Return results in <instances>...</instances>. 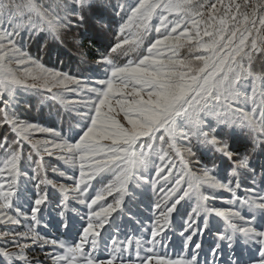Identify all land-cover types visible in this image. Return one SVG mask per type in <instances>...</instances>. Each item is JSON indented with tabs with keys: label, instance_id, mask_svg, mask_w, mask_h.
<instances>
[{
	"label": "snow or ice",
	"instance_id": "snow-or-ice-1",
	"mask_svg": "<svg viewBox=\"0 0 264 264\" xmlns=\"http://www.w3.org/2000/svg\"><path fill=\"white\" fill-rule=\"evenodd\" d=\"M109 11L116 15L125 13L111 53L126 45L139 48L150 31L154 30L157 37L138 61L116 65L111 58L101 57L98 62L110 66L109 75L98 81L102 88L88 89L96 98L91 101L89 111L78 113L85 118L80 132L73 134L69 125L68 138L64 139L58 131L18 118L14 108L19 90L27 92L41 87L52 93V99L63 102L60 93L53 92L54 88L67 91L71 84L77 86L72 89L77 91L83 87L80 78L45 66L39 55H29L25 43L38 40L39 50L43 51L49 40L60 38L63 29L83 25L86 14L101 27H107L111 23ZM184 48L191 55L181 56L180 51ZM257 54L264 56V0H136L131 5L112 4L111 0H50L48 4L37 0H0V125H8L15 134L11 139L5 136L0 140L3 150L0 153V223H20L21 213L16 201L22 195L18 178L22 175L20 162L24 142L29 143L37 155H41V147L49 156L56 155L53 149L58 150L59 160L78 168V178L75 175L66 178L75 182L73 190L77 193V202L89 210L87 226L75 246L41 238L31 227L26 232H5L3 235L19 236L40 246L50 243L62 248L63 254L54 257L59 264H77V258H80L79 264H114L128 251L132 239L127 238L125 243L111 234L105 239L101 230L107 233L105 226L114 225L113 213L118 210L123 213L126 196L135 198V191L129 189L130 182L136 187L149 185L155 189L156 178L167 182L173 175L176 163L163 147L167 144L180 157V168L174 186L166 190L161 185L159 191L165 193L164 199L168 201L184 184L187 188L175 201L164 204V210L159 212L163 220L157 219L151 229L152 239L147 243L153 247L159 243L156 237L169 223L176 205L193 193L197 198V206L192 210L194 214L215 212L226 221L227 228L218 235L221 241H227L229 249H233L230 264H264V163L256 166L262 177L260 187L246 189L256 194L245 199L236 198L250 213L245 217L239 211L207 206V201L215 198L212 193L218 189L231 191L235 197L231 182L226 184L206 167L199 173L189 169L176 144L178 138L197 137L201 144L230 158L232 153L227 143H221L214 135L223 125L228 130L247 129L253 141L252 151L257 150L258 137H264V73L254 71L252 66ZM82 103L87 105V101ZM248 104L250 111L245 107ZM121 114L124 122L118 119ZM210 117L215 119V127L209 125L206 132L204 127ZM35 132L48 133L59 139L33 142L32 133ZM157 140L161 142L158 151L153 147ZM152 157H158L160 163L155 164ZM28 159H32L31 155ZM34 164V171L39 175L43 169L42 155ZM137 168L148 173L143 176V183L134 173ZM165 168L167 174L161 175ZM151 169H154L155 178ZM240 169L246 170L244 180L255 185L257 171L249 164L247 155L236 162L230 170L231 176L239 177ZM53 171L59 172V169ZM105 173L112 176L106 184L102 175ZM59 174L66 175L64 172ZM97 177L101 179L97 180ZM93 180L103 186L90 195ZM40 183L47 184L48 181L41 180ZM240 186L238 179L236 188ZM58 188L67 195V185L60 184ZM109 196H113L112 202L102 203ZM47 200V191L36 193L30 208L33 222H40L38 214L42 213V206H47ZM155 208L160 209L161 204L157 203ZM4 210H11L15 215ZM59 215L64 216V211ZM129 215L134 214L129 210ZM63 226L67 228L68 224L65 222ZM204 226L207 227V220ZM195 234L185 238V247ZM237 234L241 238L239 243L255 246V253L247 259L235 252ZM101 240L106 247L109 243L112 245L110 258L97 260L93 253ZM14 243L22 249L28 246L26 242ZM86 243L90 245L89 252H85ZM135 243V254L139 257L141 242L137 239ZM194 249H201V244L195 243ZM209 255L212 264H222L218 260L223 255L220 244L211 248ZM0 256L8 264L14 258L26 261L23 252L14 254L0 249ZM198 256L199 253L193 251L189 260L157 259L156 264H200ZM118 264L135 262H125L121 258ZM140 264H151V258L141 259ZM204 264H208L207 258Z\"/></svg>",
	"mask_w": 264,
	"mask_h": 264
},
{
	"label": "trees",
	"instance_id": "trees-1",
	"mask_svg": "<svg viewBox=\"0 0 264 264\" xmlns=\"http://www.w3.org/2000/svg\"><path fill=\"white\" fill-rule=\"evenodd\" d=\"M135 2L136 0H111L112 4L122 3L124 5H131ZM86 15L87 19L83 25H74L71 29H63L61 31L60 38L56 40H49L45 50L40 51L38 40H34L30 43H25L24 47L26 51L29 53V55L34 57L39 55L42 57V61L44 63L53 68L66 72L67 74L76 75L78 77H86L90 75H99L101 73L99 69L95 68L98 64V60H101V57H109L112 59L114 64L121 63V65L128 60H137L145 53L146 47L149 45V43L154 41V39L157 37V34L154 30L150 31L146 36H144L143 43L139 48L131 46L133 49L132 53L125 52L126 48L124 47L123 49L118 50L115 53L116 55H112L110 48L118 40L116 39L118 36L116 34V29L122 23L121 17L125 16V13L120 12L118 15H116L109 11V19L111 20V23L107 27H101L96 23L95 20L91 18L90 14ZM155 22L156 21L154 19L153 23ZM5 27H7V25H5ZM180 54L181 56L191 55L187 48L181 49ZM82 62H90L91 65H83ZM252 66L254 71L264 73V56L257 54ZM38 96L42 97V100H44L42 103L39 101ZM50 100L51 98L45 95L43 91H19V95L17 96L18 103H16L14 108L15 114L21 120L39 122L45 126H56V124L59 123L57 128L67 136L69 135V125H71L74 134L76 127L75 122L73 120H69V116L64 114V112H62L57 107V104L54 108H52L51 106L52 104H55V102ZM245 107L247 110H251L250 104L246 105ZM57 113L61 114V121L58 118L56 120L54 115ZM56 121L58 122L56 123ZM209 125L215 127L214 118H208L204 127V131H209ZM214 135L221 141V143H227L228 149L232 153L230 158H226L219 152H216L211 146H205L201 144L197 137H190L189 139L178 138L176 144L182 155H184V160L186 159L190 164H194L198 167H206L209 170H214L222 181L227 183L231 182V187L235 191V199L238 198L239 195L249 196L250 191H247L246 189L253 188V186H256V188L260 187V181L262 177L260 176L256 166L260 163H264V137H258L259 146L257 147V150L253 152L252 137L249 135V131L247 129L235 128L228 130L225 129L223 125H221L217 128ZM5 136L11 139L12 131L9 129L8 125H0V140H2ZM153 146L155 148H160L161 142L157 140L154 142ZM163 147L166 151H168L169 156L172 159L178 160L173 149L168 148L167 144H164ZM185 150H189V157L185 156ZM21 151V161H24L26 156L34 155L25 144H23ZM2 152L3 150L0 149V153ZM246 155L249 157V164L254 170L257 171V181L255 185H253L251 181L244 180L243 176L246 172L245 169L239 170V177H232L230 173V170L236 166V162ZM58 167L60 170L63 168L60 163H58ZM20 169L21 171H24L21 177L18 178V186L20 192L22 193L21 196L26 199L29 195V188L32 189V193H30L32 198H34L33 196H35V192L48 191V200L46 201L47 206H43V208L45 209L46 207H55L56 201L58 200V195L53 191L47 190L45 187H39L37 190L34 187V183H32L29 179L30 175L26 174V171H29L27 170L28 165L26 163H21ZM238 179L241 183V186L236 188V182ZM103 183L106 184V180H104ZM97 184L100 186V188L103 186L102 184ZM135 193V198L131 196L132 198L130 199V202L125 204L126 208L123 210V213L121 214V212H117L113 216L114 225L109 228V232H115L116 230L122 228L124 232L121 234V236L128 234L132 235V241H135L137 238H139L145 245L144 252L147 255H156L157 253H155V248L156 250L158 248L159 251L163 252L162 259L169 261H175L177 259L189 260L193 251H197L199 253L198 259L200 264H204L205 258H207L208 264H212V257L209 255V250L216 244H220L223 255L219 257L218 260L222 262V264H230V255L232 252H227L226 248H224V244L218 242L213 237L214 235H207L209 234V231L216 230L215 224L217 219L206 216L205 213H202V218L197 219L198 215L193 213V208L191 204L188 203H184L178 208L175 220L167 230L162 231L160 235L156 237L159 243H156L154 247L153 245H148V238L145 235L142 237L135 236L141 234L142 232L135 231L134 226H127V222L130 219L140 222L139 220L145 218L144 215H151V212L145 209V204L152 206L153 204L156 205L159 203V199H157L158 196H152L151 194L143 195L137 191H135ZM194 199L197 201L195 195ZM19 202L21 201H16V203ZM129 210L134 215H129ZM190 217H192L191 220ZM201 219L202 221H200ZM205 220H212L211 230L206 228L203 231L200 229V223L203 225V221ZM140 223L141 225H145L147 224V221L143 220ZM53 228L55 233L59 234L57 236L65 240L75 239V236L80 237L83 230L82 227L76 230L69 227L64 229L67 230V233L66 235H63L62 231H60L61 229H55V227ZM197 230H199L198 233ZM7 231V229H3L1 232ZM70 232H74L75 234L71 235ZM186 232H188V235L193 232L198 235V237H192V241L188 243L187 247H185V238L187 237V235H185ZM201 233L202 235H200ZM116 234L118 235L115 237L120 236V233ZM195 243H200L201 249H194ZM133 246V243L128 245L127 252H133ZM149 248L152 250L148 251L147 249ZM235 252L244 259H247L248 256L251 255L248 252ZM28 253L30 254V258L35 259L32 261L38 264H56L54 259L56 254L52 247L49 249L48 247L40 246L34 248L32 253ZM0 264H8V262L5 260V258L0 257Z\"/></svg>",
	"mask_w": 264,
	"mask_h": 264
},
{
	"label": "rangeland",
	"instance_id": "rangeland-1",
	"mask_svg": "<svg viewBox=\"0 0 264 264\" xmlns=\"http://www.w3.org/2000/svg\"><path fill=\"white\" fill-rule=\"evenodd\" d=\"M37 2L48 4L50 2V0H37ZM119 26L116 29V34L118 33ZM118 38L119 37L117 36L116 39H118ZM125 48H126L125 52H128V53L133 52V49L131 48V46L126 45ZM144 54H146V51ZM112 55H116V54L112 53ZM140 58H142V56L139 57L137 60H128V61L124 62L122 65L128 63L129 61H138ZM98 61H101V60H98ZM41 62L45 66H47L49 68H53V67L49 66L48 64L44 63L42 60H41ZM97 63L98 64L95 68L99 69V71L101 72L99 75H90V76H86V77L79 76L78 77L76 75L69 74L71 76H75L77 78H80L82 81L83 87L79 88L77 91L72 90V89H77V86L71 85V84L68 85L69 90H67V91L64 90L63 88H59V89L54 88L53 89V92L60 93V95L63 98V102L61 101V99H52L51 98L52 93L48 92L46 89L41 88V87H38L36 89H30L27 92L43 91L45 93V95H47L51 98L50 101L55 102V104H52V106H51L52 108H54L55 105L57 104V107L62 112H64V114H67L69 116V118H70L69 120H73L75 122V126H76L75 127V133H78V132H80L81 128L83 127V125L85 123V118L78 115V113L89 111V109L91 107V101L96 98L95 93L89 92L88 89L89 88H102L103 85H100L98 83V81L102 80V79H106L109 75L108 69L110 68V66L103 63V62H97ZM82 64L83 65H91L90 62H87V63L82 62ZM116 65H121V63H118ZM13 67H15V65ZM19 91L21 92L23 90H19ZM23 92H25V91H23ZM38 99H39V101H41V103L44 101V100H42V97H40V96H38ZM82 101H87V105H85V103H82ZM54 116H55L56 120L58 118L61 121V114L57 113ZM118 119H120L121 122H124L122 114L120 117H118ZM22 121H24L26 123H33V124H36L37 126H40V127L53 129L55 131L60 132L64 139L68 138V136L66 134H64L62 131H60L57 128V125H59V123L56 124V126H45V125L40 124L39 122H35V121H27V120H22ZM57 122L58 121H56V123ZM60 123H62V122H60ZM9 129H10V127H9ZM14 135L15 134L12 132V137H14ZM45 139L58 140L59 138L51 137L50 134H48V133H41V132L32 133L33 142H35L37 140H45ZM105 143H108V142H105ZM23 144H25L30 149L31 153H33L35 156L34 155L31 156L32 157L31 160H29L28 156H26L25 157L26 159L24 161L22 160L20 162V165H21V163L22 164L26 163L28 165L27 170H29V171H26V174L30 175L29 179L31 180L32 183H34V187L37 190H38L37 185H39V187H45L47 190L55 192L58 195V200L56 201L55 207H46L44 209L42 206V213L38 214V216L41 217V219H40V222L37 224L30 219V217H31V212H30L31 203L36 196V192H35V196H33L34 198H32L31 194H30V193H32V189L29 188V195L27 196V198L25 199L21 196V198H20L21 202L17 203L19 205V209H20V213H21V215L19 216L20 223L19 224H11V223H7V222L0 223V249L7 250L8 252L14 253V254L23 252L24 256L26 257V261L14 258L11 261V264H38V263L32 261L35 259L30 258V254L28 252L32 253L34 248L40 247L39 244H33L31 240L25 241L22 237L11 235V234L5 236V235H3V233H5V232H1V231L3 229H7L8 230L7 232H9V233L26 232V231H28V228L31 227L34 230V232L39 234V236L41 238H45L49 241L56 240V241H60V242L66 244V245H69V246H75L76 243L80 242V237L75 236V239H71V240H65L63 238H59V236H57L59 234L55 233V230L53 227H55V229L56 228L61 229L60 231H62L63 235H66V233H67V230H64L65 227L63 226L65 222L68 224L67 228L70 227L71 229H74V230H76L80 227L84 228L87 226V223H88V212H89V210L85 207V205L77 202V200H76L77 193L73 190L75 182L71 179L66 178L67 176H73V175H75L78 178V174H79L78 168H73L70 165L65 164L62 160H59L57 158V156L60 155L58 150L53 149V151L56 152V155L49 156L47 153L43 152V147H41L43 169L39 172V175H37V173L34 171V168H35L34 161L40 160L41 155H37L36 152L31 148V145L29 143L24 142ZM155 149L157 151L159 150V148H155ZM184 154H185V156L189 157V150H185ZM176 156H177L178 160L173 159L176 163V168L173 169V175L169 177V180L167 182L162 180V179L156 178L158 180V183L156 184L155 189L151 188V186H149V185H144L143 187H136L135 184L130 182V184H129L130 190L137 191L138 193L143 194V195L151 194L152 196H158L157 199H159V203L161 204L160 209H156L155 204H153L152 206L145 204V206H144L145 209L148 210L149 212H151L150 213L151 215H146V216L144 215L145 218H142L139 221L142 222L143 220H146L147 224L141 225L140 222L135 221L133 219H130L127 222L128 223L127 226H129V227L134 226L135 231H141L142 232L141 234L135 235V236L142 237L145 235L148 238V241H150L152 239L151 229H152L153 225L156 223L158 218L161 221L163 220L162 217H159V212L164 210V204L165 203L170 204L171 202L175 201V199L179 195L182 194L183 190L187 188V184H184L181 188V191L177 192L175 194V196H173L171 198V200H168V201H166L164 199L165 193L159 191V188L161 185H164L166 190L170 189L174 186L175 175H176V172L179 171V168H180V157L177 154H176ZM152 159L155 160V164L158 165L160 163L158 157H152ZM185 161L188 164L189 169H191L194 172L199 173V171L202 169L201 167H198L194 164H190L186 159H185ZM58 163H60V165H62V167H63V168H61V170L58 167ZM54 168L59 169V172H64L66 175L61 176L59 174V172L53 171ZM150 171L152 172L153 178H155L154 169H151ZM209 171L212 172L214 175H216L220 179L219 175L216 174L214 170H209ZM167 172H168V169L165 168L164 173H162L161 175L167 174ZM21 173H24V171H21ZM134 173L137 177L140 178L141 183H143V176L148 175V173L145 172L142 168L134 169ZM102 175L104 178L103 181L106 180V183H108L109 180L112 179V176L110 173H105ZM100 179H101V177H97V180H100ZM41 180H46V181H48V183L47 184L40 183ZM97 180L92 181L93 187L89 189L90 195H94L95 191H98L100 189V186L97 184ZM223 182H225V181H223ZM225 183L227 184V182H225ZM60 184H65L68 186L67 195H65L64 193H61L59 191L58 185H60ZM253 187L256 188V186H253ZM232 194L233 193L231 191H228L225 189H218L212 193V196H214L215 198L209 199L207 201V206L208 207L210 206V208H216V209H222V210L239 211L241 215H243L245 217H249L250 213L248 212L247 208L241 207L239 200L235 199L236 196L232 197ZM249 194H250L249 196H253L256 193L255 192H249ZM115 195L116 194L113 193V196H115ZM113 196L107 197L106 201H103L102 203H111L113 200ZM249 196L239 195L238 198L245 199ZM131 198H132L131 195L126 196L125 197V204L129 203ZM184 203L191 204L192 208H195L197 206V201H195V199H194V194L190 193L189 196L185 197L183 200L180 201L179 204L176 205V210L171 213V215L169 217V223L164 226L163 231L167 230L168 227L173 223V221L176 218L178 208ZM65 205H66V207H65ZM62 210L64 211V216L59 215V213ZM4 211H7L8 214L15 215V213H13L11 210H4ZM117 212H121V211L118 210ZM116 213H113V216ZM202 213H205V212L201 211L198 214L197 219L202 218V216H201ZM205 215L217 219V221L213 220V221H216L215 228L217 231L211 230L212 220H209V221L207 220V227H205L204 224L201 225V223H200V229H202L203 231L206 228L210 229L211 231H209V234H207V235L208 236H211L210 234L214 235L213 237L218 242L224 244V248H226L227 252H229V251L232 252L233 249H229L227 247V241H221L219 239V235H218L219 233H223L225 231L224 228L225 229L227 228L226 221L222 217L217 216L215 214V212H213L211 214L205 213ZM25 217H27V218H25ZM110 219H112V218H110ZM200 221H202V219ZM235 222L240 223V221H235ZM109 228L110 227L108 225L105 226V229H107V233L104 230H101V235L103 237H105V239L107 238L108 234L116 236V235H118L116 233H120V236H118L116 238L120 241L121 240L125 241V243H127V238L132 239V235H129V234L121 236V234H123V232H124L122 228H120L119 230H116L115 232H112V231L109 232ZM121 229H122V232H121ZM198 232H199V230H197V233ZM70 234L74 235L75 233L70 232ZM185 235L188 236V232H186ZM200 235H202V233ZM193 236L198 237V235H196V234ZM137 239L140 240L139 238H137ZM240 239L241 238L239 237V234H237V243L234 244L235 251H242V253L248 252L250 254H254L255 253V246L243 245L242 243H239ZM136 240L132 241V243L134 245L133 246V252H124L122 257H118V261L114 262V264H118L119 259H121V258L125 262L134 261L135 264H140L141 259H144L146 261L147 258H149V257L151 258V264H156V260L160 259V256L162 259L163 252L159 251L158 248H157V250L155 248V253H157L156 255H154V256L147 255L144 252L145 245L143 242H141V240H140L141 246L139 249L140 255H139V257H137L135 254V252H136V243H135ZM14 241H18L21 244L26 242L28 244V246L22 249L21 247H18L17 244L14 243ZM148 245H152V244L149 243ZM43 246L48 247L49 249L52 247L54 249V252L56 255H61L64 252V250L62 248L53 247V245L50 243L45 244ZM111 247H112V245L110 243L106 247L104 240H101L97 250L95 251V253H93V255L97 258V260L108 259V258H110ZM84 249H85V252L91 251L90 245L87 243L84 245ZM0 257H3V256H0ZM79 259L80 258H77V264H79ZM56 264H59V262L56 261Z\"/></svg>",
	"mask_w": 264,
	"mask_h": 264
}]
</instances>
